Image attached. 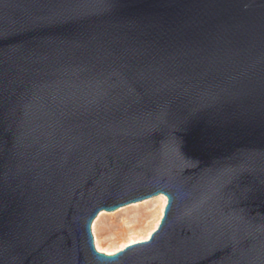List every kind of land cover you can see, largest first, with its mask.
I'll use <instances>...</instances> for the list:
<instances>
[{"label": "water", "instance_id": "1", "mask_svg": "<svg viewBox=\"0 0 264 264\" xmlns=\"http://www.w3.org/2000/svg\"><path fill=\"white\" fill-rule=\"evenodd\" d=\"M0 264H264V0H0Z\"/></svg>", "mask_w": 264, "mask_h": 264}, {"label": "rangeland", "instance_id": "2", "mask_svg": "<svg viewBox=\"0 0 264 264\" xmlns=\"http://www.w3.org/2000/svg\"><path fill=\"white\" fill-rule=\"evenodd\" d=\"M156 196L121 206L114 211H100L91 224L93 238H97L99 246L104 250H117L128 245L130 238L137 240L151 233L155 229L151 225L158 223L162 216L159 212L163 200ZM143 201L147 203H142V210L133 209L134 204Z\"/></svg>", "mask_w": 264, "mask_h": 264}, {"label": "bare ground", "instance_id": "3", "mask_svg": "<svg viewBox=\"0 0 264 264\" xmlns=\"http://www.w3.org/2000/svg\"><path fill=\"white\" fill-rule=\"evenodd\" d=\"M155 197H157V196H155ZM158 197H161L162 198V202H163V205L161 206V208H160V214H163V210H164V204H165V196L163 195V194H159L158 195ZM147 201V200H146ZM146 201H143V202H140V203H137V204H134L135 206H133L134 208L133 209H135V210H142V208L144 207L143 205L144 204H142V203H145ZM147 203V202H146ZM162 217V216H161ZM160 219V218H159ZM160 221V220H159ZM159 223V222H158ZM158 223H154V224H152L151 225V228H156L157 227V225H158ZM150 232L149 233H146V234H144L143 236H141V237H139L137 240H135V239H132V238H130L128 241H129V243L131 244V243H135V242H139V241H143V240H146V239H148L149 238V236H150ZM93 241H94V245H95V247H96V249L98 250V251H101V252H104V253H107V254H111V253H114V252H116V251H118V250H120V249H117V250H104V249H102L100 246H99V243H98V240H97V238L94 236V238H93ZM128 243V244H129ZM125 246H121V249L122 248H124Z\"/></svg>", "mask_w": 264, "mask_h": 264}]
</instances>
